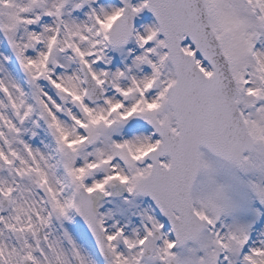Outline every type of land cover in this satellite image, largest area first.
<instances>
[{"label": "snow or ice", "instance_id": "1", "mask_svg": "<svg viewBox=\"0 0 264 264\" xmlns=\"http://www.w3.org/2000/svg\"><path fill=\"white\" fill-rule=\"evenodd\" d=\"M0 264H264V0H0Z\"/></svg>", "mask_w": 264, "mask_h": 264}]
</instances>
